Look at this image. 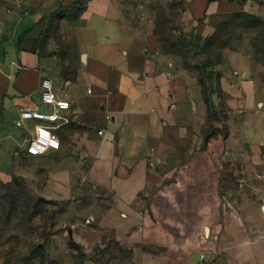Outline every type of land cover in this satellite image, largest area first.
Instances as JSON below:
<instances>
[{
	"label": "crops",
	"instance_id": "1",
	"mask_svg": "<svg viewBox=\"0 0 264 264\" xmlns=\"http://www.w3.org/2000/svg\"><path fill=\"white\" fill-rule=\"evenodd\" d=\"M74 1L0 0L4 50L0 63V180L9 181L13 160L23 158L27 140L14 126L20 110L48 111L39 97L41 78L48 76L70 103L69 123L58 131L60 143L71 137L90 153L88 180L111 192L114 200L102 225L119 242L143 247L140 264H249L236 233L216 237L191 230L205 232L210 227L207 212L210 205L219 207L220 180L225 179L228 161L240 156L250 159L248 154L239 155L247 149V142L256 154V141L247 135L235 140L230 125L231 118L239 116L238 126L243 129L245 122L256 118L252 109L260 94L248 81L249 63L223 62L219 67L222 98L231 114L226 121L228 134L222 137L216 124L215 135L205 141L207 110L200 88L155 52L152 36L139 38L115 28H85L84 63L75 80L62 75V60L55 54L22 48L24 42L38 37L44 19ZM183 3L184 17L190 23L234 14H248L264 22V0ZM84 120L88 123L83 131L70 129ZM156 162L165 163L163 174L151 168ZM65 180L64 172L51 173V185L65 188Z\"/></svg>",
	"mask_w": 264,
	"mask_h": 264
},
{
	"label": "rangeland",
	"instance_id": "2",
	"mask_svg": "<svg viewBox=\"0 0 264 264\" xmlns=\"http://www.w3.org/2000/svg\"><path fill=\"white\" fill-rule=\"evenodd\" d=\"M91 2L90 10L87 4L80 13L77 10L80 3L72 8L59 6L52 17L44 19L38 37L24 42L22 48L44 55L55 54L73 79L83 68L85 28H115L139 38L152 36L155 52L173 62L177 73L195 84L200 79L207 88V95L214 103L209 124L212 127L217 124L222 137L231 114L224 98L215 94L220 66L208 65L249 63L248 81L260 94L252 109V117L256 118L245 122L243 129L238 126L239 116L237 122L235 117L231 118L230 125L231 133L237 135L235 140L247 135L256 141V154L253 155L247 142L244 154L240 151L239 155L248 154L250 159L240 156L228 161L225 179L220 180L219 207L210 205L207 212L210 230H191L193 234L216 237L236 233L241 236V246L248 257L245 262L264 264V26L242 17H211L190 23L184 17L181 0ZM155 24L165 30L166 44L158 43ZM98 39L99 35L95 36ZM186 42L188 46L180 48ZM169 43H177L180 49L169 48ZM223 45L227 47L221 49ZM177 53H182V57ZM87 123L84 120L70 129L83 131ZM71 140V137L62 140L61 149L53 154L15 157L11 179L0 180L10 185L12 195L9 200L0 201V264H140L143 247L119 242L117 235L102 225L106 212L114 205L112 194L88 180L90 153L81 142ZM151 168L160 174L167 170L164 162H156ZM56 171L66 174L65 188L51 185V173Z\"/></svg>",
	"mask_w": 264,
	"mask_h": 264
},
{
	"label": "built area",
	"instance_id": "3",
	"mask_svg": "<svg viewBox=\"0 0 264 264\" xmlns=\"http://www.w3.org/2000/svg\"><path fill=\"white\" fill-rule=\"evenodd\" d=\"M39 97L41 105L48 111L24 108L14 122V126L23 131L27 140L22 156L41 157L59 151L61 143L58 131L69 123L70 103L61 91L54 88L48 76L41 78Z\"/></svg>",
	"mask_w": 264,
	"mask_h": 264
},
{
	"label": "trees",
	"instance_id": "4",
	"mask_svg": "<svg viewBox=\"0 0 264 264\" xmlns=\"http://www.w3.org/2000/svg\"><path fill=\"white\" fill-rule=\"evenodd\" d=\"M89 1L90 0H75L74 2H72L67 7L72 8V7H75L76 4L80 3V9H77L78 10V13H80V12H82L86 8V5L88 4ZM181 1L183 2V0H181ZM56 12H57V10L55 12H53L52 14H50V17H52ZM224 17H233V18L242 17V18H249V19H252V20H254L256 22H259L260 24H262L264 26V22L263 21H261L260 19L254 17V16L248 15V14H234V15H229V16H224ZM198 22H200V21H198ZM164 32H165V30H161L155 24L154 35L158 38V43H165L166 44V41L168 39L165 37ZM217 34L218 33L216 32V34L214 36H216ZM168 46H169V48H172L175 51H178L176 49L186 48L188 46V44H187V42L184 43V44H180L179 45L180 48H177V43H169ZM226 47H227L226 45H223V47L221 49H225ZM184 53L187 56L188 52L185 51ZM176 55H178L179 57H182L181 56L182 53L181 54L180 53L179 54L177 53ZM183 56H184V54H183ZM221 65H222V62H212L208 66L209 67H215V66H221ZM62 75L64 77H68L69 76V74L67 73V71L65 69H63ZM220 78H221V76L219 74L218 75V80H216L215 94H217V96H219V98L222 99V93H221V89H220ZM73 80H75V78H73ZM196 84L198 85V87L201 90V95L203 97V102H204V104L206 106V110H207V121H206L207 122V126L205 127V135H204V140L206 141L207 139L213 137L215 135V132H216V131L213 130V127L209 124V118L211 117V111H213V105H214V103L210 99L209 95H207V88L204 87V86H202V82L200 81V79H196ZM214 121H216V119ZM225 130H226V133H225V136L224 137H226L227 134H228V132H227L228 131V127H225ZM218 132L220 133L219 130H218ZM9 186H10L9 184H3V183L0 182V201L9 200V198L12 196L11 195V191H9L10 190V187Z\"/></svg>",
	"mask_w": 264,
	"mask_h": 264
},
{
	"label": "water",
	"instance_id": "5",
	"mask_svg": "<svg viewBox=\"0 0 264 264\" xmlns=\"http://www.w3.org/2000/svg\"><path fill=\"white\" fill-rule=\"evenodd\" d=\"M82 58L84 57L82 56ZM3 60H4V50H3L2 45L0 44V63H3ZM263 210H264V207H263Z\"/></svg>",
	"mask_w": 264,
	"mask_h": 264
}]
</instances>
